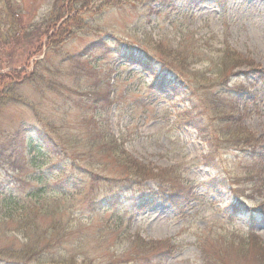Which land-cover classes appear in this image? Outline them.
I'll use <instances>...</instances> for the list:
<instances>
[{"label":"rangeland","instance_id":"374dc122","mask_svg":"<svg viewBox=\"0 0 264 264\" xmlns=\"http://www.w3.org/2000/svg\"><path fill=\"white\" fill-rule=\"evenodd\" d=\"M88 1L74 16L78 25L49 46L45 32L58 0H0V73L31 63L28 70L33 67L37 77L17 87L28 102L0 106V188L16 187L11 176L15 167L22 178L34 169L23 143L25 130L47 128L64 150L60 157L44 160L46 173L57 175V169L72 162L86 166L103 178L94 195L115 198L109 209L73 211L84 217V231L93 233L104 220L123 218L120 238L115 230L83 242L81 251H72V240L66 239L41 250L31 264L58 263L74 253L80 254L75 256L79 264L83 257L91 264H218L219 255L226 264H259L251 246L228 249L222 241L249 232L264 241V0ZM178 43L202 53V60L186 68L194 82L213 81L216 50L222 46L249 61L234 69L238 76L229 78L230 89H240L236 115L259 141V170L244 181L252 170L248 152L219 149L217 168L196 163L209 146L194 130L175 124L177 108L185 105L174 103L175 108L158 98L153 91L158 84L121 52L132 47L154 61L171 59L168 49ZM195 72L204 79L193 78ZM196 89L200 107L215 90L213 84ZM102 143L110 144L111 154L98 148ZM122 153L132 161L133 173L140 164L152 173L144 168L141 185L114 178L126 168ZM231 181L233 188L227 186ZM20 189L22 196L28 191ZM236 194L241 202L235 201ZM252 211L258 214L255 221ZM13 229H7L9 236L0 238V245L20 247ZM150 241L170 242L176 250L162 259L142 244Z\"/></svg>","mask_w":264,"mask_h":264},{"label":"trees","instance_id":"16d2710c","mask_svg":"<svg viewBox=\"0 0 264 264\" xmlns=\"http://www.w3.org/2000/svg\"><path fill=\"white\" fill-rule=\"evenodd\" d=\"M88 2V0H58L57 6L55 4L54 8V17L51 18L46 28L47 41L45 44L50 46L63 41L70 34L71 26L78 25L74 16L77 15L79 10L87 7ZM69 4L70 7L68 8ZM71 11L72 15L70 16ZM1 22L0 12V28ZM118 44L122 45V43ZM36 48L40 49L41 44ZM118 49H116L117 52ZM168 50L169 55H172L170 56L171 59L162 57L156 61L151 59V55L145 51L133 50L132 47H125L121 49V52L129 53L126 55L128 56L127 60L136 66L142 67V70L149 74L152 82L158 84L155 88L153 87L154 84L152 85L154 88L152 90L158 98L165 99L175 108L174 103L185 105L181 109L177 108L175 124L194 130L202 141L209 146L208 151L200 159L195 160L196 163L209 168H217L215 155L219 149L248 152L251 156V159L249 158L251 160L249 169L252 168V170L244 178H241V181H244L247 177L252 176L250 172L255 173L259 170L256 164L258 158L255 154L259 141H257V138L251 137L243 125L241 117L236 115L237 96L240 89L238 87L230 89L231 80L229 78L230 76H238L239 74L235 73L234 69L249 61L241 58L228 46H222V48L216 50L217 61L214 63V69L212 70L215 77L213 81L208 82L201 72H195L193 78L204 80L194 82L185 74L187 73L186 68L202 60L203 57L199 55L202 53L191 46L182 48L181 43H178L175 49L169 48ZM29 57L27 56L25 63H27ZM34 62L40 64L38 61ZM25 65L26 67L21 68V70L0 73V106L12 101L28 102L18 94L17 87L24 83H34L37 81V77L33 67L28 70L31 63ZM185 69L186 71H184ZM212 84L215 90L201 100L202 107H200L194 99L198 96L196 88L203 89ZM248 97L252 102H256L257 98L254 94ZM23 143L25 148L29 150L30 158L28 162L34 169L25 178H22L19 176L21 171L15 167L11 172V176L13 179L15 178L13 183L16 187L11 185L8 188H0V238L8 237L9 234L8 236L6 234L7 229L13 226V230L20 236L22 243L20 247L15 249L0 245V262L31 264V261L39 260L41 250L44 251L45 248L53 245H61L66 239L72 240L70 246L72 251H79L83 248V242L87 240L94 241L96 238H101L103 234L115 233V230H117L115 236L120 238L121 231L118 230L122 217H117L114 221L111 218L104 220L98 229L88 234L84 231V217L73 212L77 209L92 212L98 209H109L108 206L114 207L116 205L115 198H99V196L94 195L96 184L103 179L98 173L93 172L91 168L72 162L69 166L63 165V168L57 169L59 171L57 175L52 172L47 174L44 169V160L46 158H58L64 150V145L54 139L47 128L41 130L30 127L25 130ZM108 146H110L109 143H102L98 148L109 151L111 154V148L109 149ZM122 154V161L124 162L122 165L126 168H123L120 178H114L128 184L134 185L137 183L141 185L145 179L143 172L146 168L140 164L139 167H136L138 170H135L136 174L133 173L131 170V167H133L132 161L127 160V155ZM254 162L255 165H253ZM146 171L150 173L149 170L146 169ZM215 180H218L216 175ZM233 185V181L227 183L229 188H233ZM24 186L28 191L22 196L18 191ZM160 193L165 196V191ZM43 194L49 197L45 198L42 196ZM150 194L156 196L155 193L150 192L149 196ZM236 195L235 201H237V198L241 199L239 194ZM41 219L44 220L40 223ZM253 234V232L247 233L246 236L235 234V239L225 240V243H223V239L222 244H225L228 249L233 246L238 250H244L247 246H251L254 249L256 263L258 261L259 264H264V241ZM142 244L150 250H154V255L162 259L171 256L176 250L175 245L167 241H150ZM76 255L80 254L74 253L67 257H60L58 263L54 264H79L75 262ZM218 258V264H226L223 260L221 261L220 255ZM80 264H91V262L83 257Z\"/></svg>","mask_w":264,"mask_h":264},{"label":"snow or ice","instance_id":"6c2138e0","mask_svg":"<svg viewBox=\"0 0 264 264\" xmlns=\"http://www.w3.org/2000/svg\"><path fill=\"white\" fill-rule=\"evenodd\" d=\"M129 53H125V55H128Z\"/></svg>","mask_w":264,"mask_h":264}]
</instances>
